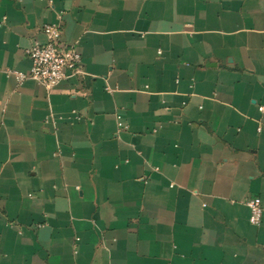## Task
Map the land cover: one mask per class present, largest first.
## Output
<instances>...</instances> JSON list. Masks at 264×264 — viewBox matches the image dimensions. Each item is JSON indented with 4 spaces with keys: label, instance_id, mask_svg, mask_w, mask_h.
<instances>
[{
    "label": "crops",
    "instance_id": "obj_1",
    "mask_svg": "<svg viewBox=\"0 0 264 264\" xmlns=\"http://www.w3.org/2000/svg\"><path fill=\"white\" fill-rule=\"evenodd\" d=\"M46 24L85 72L50 89L11 73ZM250 198L264 0H0V264H264Z\"/></svg>",
    "mask_w": 264,
    "mask_h": 264
},
{
    "label": "built area",
    "instance_id": "obj_2",
    "mask_svg": "<svg viewBox=\"0 0 264 264\" xmlns=\"http://www.w3.org/2000/svg\"><path fill=\"white\" fill-rule=\"evenodd\" d=\"M43 32L47 37L46 43L34 42L27 52L32 62L30 72L28 74L11 72L17 80L21 83L30 79L50 89L61 82L84 76L82 57L75 46L63 42L61 26L46 24ZM119 126H122L120 122ZM245 204L250 210V223L260 226L264 212L261 199L250 198Z\"/></svg>",
    "mask_w": 264,
    "mask_h": 264
}]
</instances>
